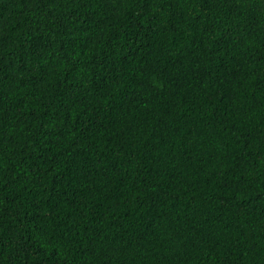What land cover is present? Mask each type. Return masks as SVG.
<instances>
[{
	"label": "trees",
	"instance_id": "obj_1",
	"mask_svg": "<svg viewBox=\"0 0 264 264\" xmlns=\"http://www.w3.org/2000/svg\"><path fill=\"white\" fill-rule=\"evenodd\" d=\"M0 264H264V0H0Z\"/></svg>",
	"mask_w": 264,
	"mask_h": 264
}]
</instances>
